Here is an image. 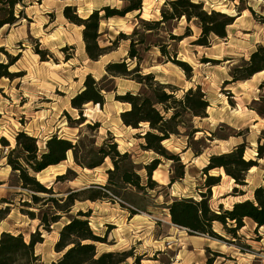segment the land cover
<instances>
[{
    "label": "rangeland",
    "instance_id": "374dc122",
    "mask_svg": "<svg viewBox=\"0 0 264 264\" xmlns=\"http://www.w3.org/2000/svg\"><path fill=\"white\" fill-rule=\"evenodd\" d=\"M166 1L142 0L140 12L102 21L99 46L114 45L112 52L97 62L87 59L81 39L82 28L67 23L62 10L66 6L74 7L78 17L85 19L103 7L120 10L126 5L125 0H23V5L15 7L14 16L19 18L18 22L0 29V64L11 65L7 69L11 77L0 78V218H3L0 221V234H20L27 242L38 227V220L31 221L21 213L29 210L37 214V210L22 206L24 202L31 203L29 194L19 188L15 175L6 165V157L15 147L14 138L20 132L36 139L39 147H43L51 136L67 139L73 144L81 139L85 146L93 141L95 147L110 139L120 153H128L132 157L136 173L142 186H145L146 172L143 168L158 157L140 149L139 145L144 142L138 136H142L147 127L141 125L135 130L125 128L119 115L129 107L115 100V97L127 92L141 94L143 88L124 79H116L113 84L104 82L102 86L115 88V91L105 95L102 107L91 104L84 106L82 117L85 123L80 126L70 122V119L79 118L78 113L71 109L70 100L80 92L87 75L100 81L105 76L108 63L126 61L129 65L130 61L126 59L129 41H116V38L119 35L130 36L139 25V20L159 21L160 10ZM192 1L203 3L208 12L225 11L233 17L241 16V10L247 11L233 28H227L225 41L212 37L208 48L192 45L200 36V31L192 23L187 25L184 20L170 22L161 31L150 34L139 28L145 40L144 46L137 47L142 73L152 74L155 81L175 88L176 98H180L188 89L199 86L209 104L207 118L193 119L190 123L200 131L191 141L182 135L162 144L170 154L179 157L185 178L169 186L174 164L158 158L160 164L151 178L158 187L153 191H136L120 185L118 197L95 203H76L71 213L89 211L87 219L90 229L104 239L103 244H96L97 251L129 252L132 258L125 264H134L135 260L136 264H205L207 259L212 258V253L221 255L214 264H264V227L255 230L253 223L245 221L237 238L232 239L215 224V232L224 239L221 242L190 236L169 221L166 207L173 198L199 201L200 194L206 193V177L202 169L208 159L229 153L239 145L244 146V159L257 165L246 176L247 186L238 187L246 195H233L234 182L223 177L218 170L210 171L209 176L221 175L220 184L210 192L211 209L218 211L219 205L229 209L233 203L249 199L255 187L264 186V157L262 160L256 157L258 146L264 145V119L256 114V111L264 110V73L245 82L227 84L231 80V70L241 61H248L250 54L258 46H263L253 43L257 36L264 35V1ZM187 26L191 37L181 42L169 39V35H183ZM155 45H163L170 59L184 63L190 71L188 77L182 69L166 62ZM37 51L43 55H37ZM97 123L98 128H86V125L94 126ZM209 137L211 141L206 140ZM1 141L6 142L7 146ZM196 152L201 155L196 157ZM111 169L107 159L94 170H82L74 165L71 154H68L66 161L56 169L41 173L36 178L46 188L53 186L54 197H60L68 189L106 185V172ZM67 170L75 173V179L55 185L56 176L63 175ZM70 177L73 178L72 175ZM129 210L137 214L131 216ZM65 222L63 218L49 232L41 230L43 243L35 248L41 264H51L59 257L53 247Z\"/></svg>",
    "mask_w": 264,
    "mask_h": 264
},
{
    "label": "trees",
    "instance_id": "16d2710c",
    "mask_svg": "<svg viewBox=\"0 0 264 264\" xmlns=\"http://www.w3.org/2000/svg\"><path fill=\"white\" fill-rule=\"evenodd\" d=\"M125 2L126 5L120 10L103 7L93 11L85 19L78 17L74 7L63 8L64 20L70 25L82 28L81 39L89 61L97 62L101 57L112 52L114 43L111 47L99 46L101 36L99 26L102 21L115 17L123 18L127 14L141 11L142 0H125ZM17 5H23V0H0V29L13 26L18 22L19 18L14 16ZM242 11L245 10L239 12ZM100 13H103V16H100ZM160 16V20L154 22L139 20V25L130 36L119 35L116 38V41L118 39L129 41L126 55V59L130 61L129 65L126 61L108 63L105 67V76L100 81L87 75L80 92L70 100L71 109L79 116L77 120L70 119V122L78 126L83 125L85 123L82 117L84 106L91 104L102 107L104 105L105 95L115 91V88L102 86L104 82L113 84L116 79H124L141 86L143 88L141 94L135 95L127 92L115 97L116 101L129 107L119 115V118L125 128L135 130L141 125L147 127L143 135L138 136L144 142L139 147L144 152H152L158 158L174 164V173L168 184L171 186L184 178V166L180 163L179 157L170 154L162 144L172 137L182 135L187 141H191L200 131L192 127L190 123L193 119L207 118L206 111L209 104L199 86L188 89L180 98H176L175 88L155 81L152 74L142 73L141 58L137 47L144 46L145 40L144 35L139 33V28L144 33L150 34L161 31L170 22L184 20L187 25L192 23L200 31V36L192 45L208 48L212 37L222 40L226 38V30L233 25L236 17L215 11L208 12L204 9L203 3H194L192 0H167L160 10ZM135 37L139 39L135 40ZM189 37H191V32L188 26L181 36L169 35L171 41L178 42ZM155 47L159 49L161 56L165 57L166 62H171L182 69L188 77L190 71L184 63L170 59L163 45H155ZM37 55L42 56L43 53L37 51ZM41 60H43L42 57ZM9 66L11 65L0 64V78L11 77L7 73ZM263 71L264 46H258L250 54L248 61H241L231 70V80L227 84L245 82ZM256 114L264 119V110L256 111ZM98 127V123L94 126L86 125L87 129ZM262 134L264 135V132ZM206 140L211 141V137ZM14 141L15 147L6 157V165L15 175L19 188L29 194L31 203L24 202L22 206L37 210V214L29 210L21 211V213L31 221L38 220V227L33 234H30L27 242L20 234L1 233L0 264H41L40 257L35 254L36 246L43 243L41 230L49 232L51 227L59 224L63 218L66 222L61 226L58 239L53 247L55 254L59 257L51 264H125L128 259H131L132 255L129 252L99 253L96 244H103L104 239L90 229L87 219L90 212L77 211L74 215L71 212L76 203H95L118 197L117 190L121 188L120 185L136 191H153L158 186L151 178L160 164V159H154L150 164L145 165L143 169L146 172V184L142 186L132 157L128 153H120L117 145L110 139L105 140L101 146L95 147L93 141L85 146L81 139L73 144L57 136H51L44 142L43 147H39L36 139L20 132L16 134ZM1 143L7 146L6 142L1 141ZM68 154H71L74 165L82 170H94L108 159L112 169L106 172V185H90L89 188L76 190L68 189L60 197H54L56 193H54L53 186L46 188L36 177L47 168L56 167L66 161ZM194 155L197 157L201 153L196 152ZM256 157L258 160L263 159L264 145L258 146ZM255 166H257L255 162L244 159L243 145L235 147L229 153L211 156L207 165L202 169L206 177L204 181L206 193L200 194L199 201L192 198H173L166 207L171 225L186 231L190 236L205 237L221 242H224V239L215 232V224H218L222 231L232 239L237 238V233L244 227L245 221L253 223L255 230L264 227V186L255 187L249 199L233 203L229 209H223L222 205H219L218 211H214L209 205L211 189L217 187L221 179L220 176H209L210 171L222 170L224 175L234 182L232 194L244 197L246 193L238 187L247 186L246 176ZM71 175L73 178L70 177ZM75 176V173L67 170L63 175L56 176L54 184L73 181ZM129 213L131 216L137 214L133 210H129ZM1 220L3 218H0ZM212 254V258L207 259L205 264H214L215 260L221 257L218 253ZM136 262L137 260L134 264Z\"/></svg>",
    "mask_w": 264,
    "mask_h": 264
},
{
    "label": "crops",
    "instance_id": "0c3cea01",
    "mask_svg": "<svg viewBox=\"0 0 264 264\" xmlns=\"http://www.w3.org/2000/svg\"><path fill=\"white\" fill-rule=\"evenodd\" d=\"M250 6V5H249ZM246 11L247 10H245V11H242L241 13V16H237L236 17V19H235V21H234V23H233V25H231V26H229L228 28H233L242 18H244L245 17V13H246ZM227 36H226V38L228 37V31H227ZM226 38L225 39H223V41H225L226 40ZM244 42H246V41H244ZM254 45H260V44H262L263 46H264V35H262L261 37H259V36H257V38H255V41H254V43H253ZM252 44V45H253ZM249 46V45H248ZM254 49V46L253 47H251V50H253ZM65 140H67V139H65ZM185 178V177H184ZM183 178V179H184ZM183 179L182 180H180V182L181 181H183ZM102 184H104V183H102ZM99 186H101V185H99ZM218 187V186H217Z\"/></svg>",
    "mask_w": 264,
    "mask_h": 264
},
{
    "label": "bare ground",
    "instance_id": "6f19581e",
    "mask_svg": "<svg viewBox=\"0 0 264 264\" xmlns=\"http://www.w3.org/2000/svg\"><path fill=\"white\" fill-rule=\"evenodd\" d=\"M221 13H224V14H227L225 11H220ZM264 73V71L263 72H261V73H258V74H256V75H261V74H263ZM256 75H254L253 77H255ZM252 77V78H253ZM59 166V165H58ZM58 166H56V167H49V168H47L44 172H46V171H50V170H54V169H56ZM254 170V167L253 168H251L250 170H249V172H251V171H253ZM220 172H221V175L223 176V177H226L225 175H224V173L222 172V170H219ZM44 172H42V173H44ZM40 175V174H39ZM39 175H37V177L39 176ZM220 175V176H221ZM226 178H228V177H226ZM39 179V178H38ZM230 179V178H229ZM230 181L231 182H233V180L232 179H230Z\"/></svg>",
    "mask_w": 264,
    "mask_h": 264
}]
</instances>
